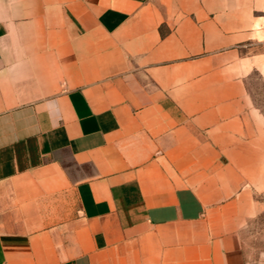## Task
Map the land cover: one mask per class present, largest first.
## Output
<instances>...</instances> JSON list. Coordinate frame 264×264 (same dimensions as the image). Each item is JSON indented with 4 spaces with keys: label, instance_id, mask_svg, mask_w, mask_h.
Wrapping results in <instances>:
<instances>
[{
    "label": "crops",
    "instance_id": "crops-1",
    "mask_svg": "<svg viewBox=\"0 0 264 264\" xmlns=\"http://www.w3.org/2000/svg\"><path fill=\"white\" fill-rule=\"evenodd\" d=\"M254 77L264 0H0V264H243Z\"/></svg>",
    "mask_w": 264,
    "mask_h": 264
},
{
    "label": "rangeland",
    "instance_id": "rangeland-1",
    "mask_svg": "<svg viewBox=\"0 0 264 264\" xmlns=\"http://www.w3.org/2000/svg\"><path fill=\"white\" fill-rule=\"evenodd\" d=\"M254 102L264 112V82L255 77L251 83ZM264 202V193L259 195ZM243 264H264V209L246 221L239 233Z\"/></svg>",
    "mask_w": 264,
    "mask_h": 264
}]
</instances>
